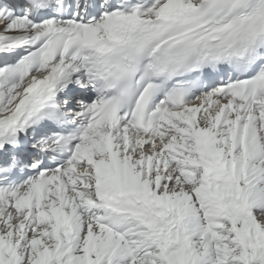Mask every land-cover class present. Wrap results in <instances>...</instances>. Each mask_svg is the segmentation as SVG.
Here are the masks:
<instances>
[{
  "label": "snow or ice",
  "instance_id": "snow-or-ice-1",
  "mask_svg": "<svg viewBox=\"0 0 264 264\" xmlns=\"http://www.w3.org/2000/svg\"><path fill=\"white\" fill-rule=\"evenodd\" d=\"M0 264H264V0H0Z\"/></svg>",
  "mask_w": 264,
  "mask_h": 264
}]
</instances>
